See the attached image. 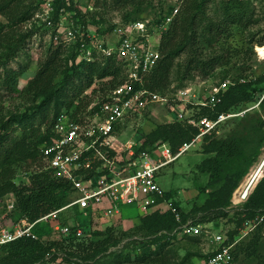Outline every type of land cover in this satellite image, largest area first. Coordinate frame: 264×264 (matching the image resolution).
I'll use <instances>...</instances> for the list:
<instances>
[{
	"label": "trees",
	"instance_id": "obj_1",
	"mask_svg": "<svg viewBox=\"0 0 264 264\" xmlns=\"http://www.w3.org/2000/svg\"><path fill=\"white\" fill-rule=\"evenodd\" d=\"M116 1L118 4L125 3L128 6L140 0ZM212 2L213 0H183L174 21L163 33L160 44L161 58L145 78L147 89L166 97L165 91L171 85L175 69H178L182 83L195 76L207 80L216 70L228 66L233 56L240 54V52L234 54L236 50H233L228 42L234 36L236 29H250L258 23L254 18L256 9L253 2L218 0L220 12L218 18L209 15L208 6ZM43 3L40 2L39 7ZM52 3L55 23L59 21L62 9L65 11L74 9L69 0H53ZM34 5L35 2L29 0H0V16L8 21L5 25L0 21V53L4 51V55H0V89L9 92L18 89L19 79L24 72L22 69L8 68V64L36 34L34 29L23 33L21 27L22 23L29 21L35 15ZM176 9L171 6L165 14L160 11L153 22L151 21L152 24L155 27L161 26ZM77 12L78 24L93 25L101 36L110 34L111 30L103 28L101 22L91 16L93 12L84 14ZM146 19L147 16L131 19L128 14L120 24L146 21ZM203 42H209L212 46L218 44V49L205 52L202 48ZM261 45L263 46L264 43ZM73 48L74 53L69 59H65L62 46L52 44L47 60L42 64L36 77L22 91V94L34 99L33 109L30 112L14 114L0 124V200L9 195L15 196V209L11 214L14 221L28 218L34 222L72 202V196L75 195L72 184L52 175L47 169L42 153L43 147L52 140L55 119L62 111L74 110L75 116L82 113L96 97L102 98L127 80V68L116 57L101 56L91 62H78L80 42L76 41ZM184 54L187 55V60L184 64H179L177 60ZM60 77L62 79L57 82ZM227 78L230 77L227 75L220 82ZM94 84H98V88H95L92 94L81 97ZM75 90H78V93L72 98L70 93ZM172 100L176 102V107L170 105ZM259 101L258 108L248 111L244 116L230 118L221 124L218 129L219 134L214 132L200 139L204 153L210 157L206 158L199 167L201 171L209 174V186L216 189L203 206L193 210L206 212L205 216L211 215L213 218L209 221L210 224L228 235V244L235 242V236L246 221L259 220L252 240L248 243V248L253 250L252 253L258 250L262 241L264 177L245 204L234 208V213L229 209L232 205L233 192L240 185L248 169L257 161V152L264 146V74L260 76H252V73L241 74L215 109L186 104L187 106L181 109L185 114L188 110L195 111L192 117H187L185 121L176 120L172 123L160 124L150 133L143 131L139 133L144 140L141 149L152 151L158 144H167L176 154L184 144L191 143L200 134V129L191 124L189 119L200 120L204 117L217 119L220 114L247 110ZM179 103L183 102L174 96L170 98L167 106L170 105L173 111L179 110ZM228 126H232L230 134L228 136L220 134V131H224ZM250 147L252 151H248ZM21 177L27 178L28 182L22 181ZM166 195L167 198L173 199L181 211V223L171 211L149 213L141 216L142 237L138 238L139 236L117 232L114 228L118 224L117 219L106 225L105 230L84 232L81 237L75 234L76 226L69 236H63L55 235L53 232L57 220L40 222L35 228L39 237L37 240L24 238L0 249L7 252L0 258V264H195L193 259L198 256L195 252L187 253L178 261L175 252L168 248L171 242L182 238L196 241L202 237L181 236L175 231L190 219L196 224H201L203 221L191 218L193 212L183 211L174 196L168 192ZM80 215L86 216V222L77 221L76 216ZM71 218H73L72 223ZM219 220L221 222H218ZM91 222L92 217L89 212L81 211L75 206L63 211L58 223L62 225L77 223L82 228L90 226ZM226 223L233 224L232 231L225 230ZM237 248V245L233 248L234 263L238 258ZM240 249L242 248L239 246L238 250ZM210 255L211 253L204 262ZM259 264H264V261Z\"/></svg>",
	"mask_w": 264,
	"mask_h": 264
},
{
	"label": "built area",
	"instance_id": "obj_2",
	"mask_svg": "<svg viewBox=\"0 0 264 264\" xmlns=\"http://www.w3.org/2000/svg\"><path fill=\"white\" fill-rule=\"evenodd\" d=\"M52 2L53 0H45L41 11L45 27L52 30L55 42L79 41L80 61L91 62L97 57L114 56L125 64L128 77L125 83L102 98L96 97L82 113L75 116V112L62 111L57 116L52 140L43 147L42 153L47 169L54 177L70 182L75 197L64 208L34 222L28 218L14 221L11 214L15 203L0 200V249L24 238L37 240L39 237L35 228L40 222H59L61 213L75 206L81 211L87 210L91 217L100 215L109 222L121 216L123 207L136 206L141 213L171 211L181 223V211L173 199L167 198V192L158 182L162 169L173 164L204 136L214 132L219 134L218 129L226 120L244 116L248 111L258 108L261 100L247 110L220 114L217 119H189L191 124L200 129V134L191 143L184 144L176 154L167 144H158L152 151L141 149L144 140L137 139V133L127 136L126 124L130 120L143 118L145 111L154 104L167 106L170 103L168 97L147 89L145 78L161 58L162 37H159V33L163 35L166 24L172 21L179 10L176 9L157 28L152 27L151 20L119 23L113 33L101 36L96 27L66 21L64 16L68 13L64 9L60 11L59 21L55 23ZM155 39L159 41L158 46L154 45ZM258 55L262 58L259 51ZM234 84L235 81L231 78L217 82L204 99L194 100L189 96L190 90H180L176 97L183 103L215 109ZM173 114L178 121L187 119L181 108L174 110ZM124 136H127L126 139H123ZM253 175L254 172L237 189L232 198V206L240 207L245 204L264 176L256 179ZM58 222L53 226L55 235L69 236L75 226L77 237L84 233L77 223L62 225ZM258 224L259 220H248L240 233L247 236ZM208 228L190 219L181 224L175 233L181 236L210 235L214 248L203 264H234L233 248L235 242H238L228 244L229 238L225 232L216 226L218 231Z\"/></svg>",
	"mask_w": 264,
	"mask_h": 264
},
{
	"label": "rangeland",
	"instance_id": "obj_3",
	"mask_svg": "<svg viewBox=\"0 0 264 264\" xmlns=\"http://www.w3.org/2000/svg\"><path fill=\"white\" fill-rule=\"evenodd\" d=\"M29 1L35 2V15L29 21L22 23V32L24 33L28 30L34 29L36 34H34L28 40L24 48L20 49L16 56L10 60V63L8 64V68L16 70L22 69L24 74L19 79L17 91L9 92L6 89H0V124L3 121L8 120L14 114H22L26 111L30 112L33 109L34 99L22 94V91L28 86L30 81L36 77L42 64L47 60L49 49L52 44H54V46H62L65 59H69L74 53L73 45L76 44V41L64 43L62 40H60L55 42L52 35V30H49L45 27V21L42 18L43 12L41 11V7H39V3L45 2V0ZM69 1L72 2L74 9L72 11H67L68 14L64 16L66 21L69 23L74 22L75 25H79V22L76 19L78 13L77 11L82 12V14L93 12L91 13V16H93L97 21L101 22L103 28H108L111 30L110 34L114 32L119 23L122 22V19L124 20V17L128 14H130L131 19L147 16L148 19L146 20L152 21L160 11L165 14L166 10H168V8L171 6H174L179 10L183 4V0H140L128 6H126L125 3L118 4L116 0ZM251 1L253 2V6L256 9L254 18L258 21V23L250 29H236L234 36L228 42V44L234 48L233 50H236L233 53L238 54L240 52V54L233 56L228 66L216 70L215 73L207 80H202L200 77L195 76L192 79L186 80L182 83L179 78L180 75H178V69H175L171 78V85L165 91L167 94L166 97L170 99L174 96H177L176 94H178L180 90H190L191 93L189 96L194 98V100H197L198 98L204 99L210 91V88L217 82L223 80L227 75L235 81L241 74L244 73L246 75L248 73H252V76H260L264 74V57L262 55V58L259 57L257 51V48L262 47L261 44L264 43V0ZM139 9L141 11H138ZM208 12L213 18L219 17L220 12L218 0H213V2L208 6ZM174 18L169 24H166V30L174 21ZM0 21L3 22L4 25L8 23V21L2 16H0ZM113 25H115V27ZM90 26L94 28L93 25ZM152 27L157 28L155 25ZM162 36L163 35L159 33V37ZM154 45H159V41L157 39L154 40ZM202 48L205 52L209 53L214 49H218V44L212 46V44L209 42H203ZM0 55L3 56L4 51H1ZM186 60L187 55L184 54L177 60V62H179V64H184ZM77 61L80 62L79 58ZM248 69H250V71ZM61 79L62 77L58 78L57 82H59ZM77 84H80V82H77ZM98 86V84H94L93 87L91 89H87L81 97L87 96V94H92L93 90L98 88ZM77 93L78 90L71 92V97L73 98L74 94ZM175 104L176 102L172 100L170 105L173 106ZM186 104L187 103H179V107L183 108L187 106ZM170 105L166 106L154 104L150 106L145 111L146 117L144 116L141 119H133L127 122L125 128L126 135L132 136L137 133V139H142L139 134L140 131H143L144 133H150L152 130H155L156 126L160 124L163 125L175 122L177 119L175 118L173 109ZM70 112H74V110H71ZM194 112L195 111L188 110L186 116L188 118L192 117V115L195 114ZM37 123H40V119ZM231 128L232 126H228L224 129V131H220V134L228 136L232 130ZM127 136H124L123 139H126ZM248 151H252V148L250 147ZM257 154V161L248 169L246 175L240 182V185L233 192L232 198L234 197L237 189L246 182V180L254 171H256L259 164L264 159V146L257 152ZM208 157L210 156L204 153L202 141L200 140L196 142L190 148V150L183 154L173 164L163 168L158 176V182L166 192L175 197V199L182 206L183 211L187 213L193 212L191 214V218L202 220L203 223L201 224L209 226L208 230L211 229L218 231L215 226L211 225V222H209L213 218L211 215L205 216L206 212L193 211L203 206L208 200L209 195L216 189L209 186V174L201 171L199 167V165ZM21 180L28 182V179L25 177H21ZM21 180H19V182ZM74 197L75 196L73 195L72 199ZM15 199L16 198L14 195H9L2 200L6 203L11 201L15 202ZM234 208H239V206L234 207L231 205L229 209L232 210L231 213H234ZM147 214L149 213H141L136 206L123 207L121 216L117 218L118 224L114 228H116L117 232L120 234L126 233L129 236H139L138 238H141L140 219L141 216H145ZM72 219L73 218L70 219L71 223L73 221ZM76 219L81 223L86 222V216L84 215L76 216ZM218 222H221V220ZM109 224L110 222L107 218L97 215L92 216V222L90 226H83L82 229L86 233L94 232L96 230L102 231L105 230ZM48 225L50 226L51 224ZM225 225V230H233L232 223H226ZM261 231L263 233L262 241L255 253H252L253 250L248 248V243L252 240L254 231L247 236L242 235L240 232L235 236V241L238 242H235V246L237 245L238 247L236 254L238 258L234 264H259V262L264 261V226ZM209 236L210 235L207 234L202 235V237L196 241H192L190 238H182L176 240L175 242H171L168 249H171L175 252L177 256H175V258L178 261L183 259L187 253L195 252L198 254V256L193 259L195 264H203L204 260L214 248L213 242ZM238 245L242 249L238 250ZM6 254L7 252H5V250H0V258ZM171 258L172 261H174V255H172Z\"/></svg>",
	"mask_w": 264,
	"mask_h": 264
},
{
	"label": "bare ground",
	"instance_id": "obj_4",
	"mask_svg": "<svg viewBox=\"0 0 264 264\" xmlns=\"http://www.w3.org/2000/svg\"><path fill=\"white\" fill-rule=\"evenodd\" d=\"M258 51L264 57V46L258 47ZM262 164H263V166H262ZM263 175H264V159L259 164V166L256 169V171H254V175L253 176H256V179H260Z\"/></svg>",
	"mask_w": 264,
	"mask_h": 264
},
{
	"label": "water",
	"instance_id": "obj_5",
	"mask_svg": "<svg viewBox=\"0 0 264 264\" xmlns=\"http://www.w3.org/2000/svg\"><path fill=\"white\" fill-rule=\"evenodd\" d=\"M262 166H263V164H262Z\"/></svg>",
	"mask_w": 264,
	"mask_h": 264
}]
</instances>
